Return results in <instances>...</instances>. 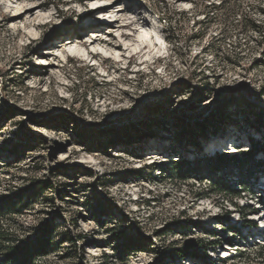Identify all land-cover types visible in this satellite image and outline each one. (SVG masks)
Instances as JSON below:
<instances>
[{"label":"rangeland","instance_id":"1","mask_svg":"<svg viewBox=\"0 0 264 264\" xmlns=\"http://www.w3.org/2000/svg\"><path fill=\"white\" fill-rule=\"evenodd\" d=\"M263 38L264 0H0V202L51 232L36 264H264V177L216 165L264 147Z\"/></svg>","mask_w":264,"mask_h":264},{"label":"trees","instance_id":"2","mask_svg":"<svg viewBox=\"0 0 264 264\" xmlns=\"http://www.w3.org/2000/svg\"><path fill=\"white\" fill-rule=\"evenodd\" d=\"M260 93L261 95L264 94V88H262ZM107 136L108 135H103L102 137L103 139H105L107 138ZM249 140L250 147L248 150L241 151L236 154L223 153L216 155V165L221 166L222 164H224V166H226L228 164L229 166H231V168L237 169L238 173L236 174L238 179L240 177L242 178V175L239 176V172H242L246 169L249 171L252 170V173L249 174L250 177H252L254 173L258 171L260 175L264 177V147L257 145L256 142L252 139ZM259 153L263 154V158L261 160L256 159ZM174 165L181 166V162H175ZM157 168H160V166H157ZM136 173L137 172H134L133 175L137 176ZM245 187L246 186L242 185V183L239 189L233 187L232 185L221 187L218 184H214L215 192L219 195L226 196V199L235 207L238 206L232 203V200L240 198V195L246 191ZM24 207L25 205H23L21 201L18 203H15V201L13 200L8 201L6 203L0 202V264H36L38 258L47 256L52 252L51 250H53L50 240L51 232H49V230L42 229L41 234L36 238H21L18 235L16 229H12L13 225L11 223V217L14 214L20 213ZM243 210L244 208H239V211L241 212V215L244 218L245 213L242 212ZM246 224L253 225L250 222ZM231 228L233 230L232 233H240L235 227ZM115 234H117L114 235V237H116L117 239V247L112 248V251L117 254V256L120 254H126L125 256H130V254L128 253V251L126 252V250L132 248L131 246L134 245V239L130 238V240H126V235L123 234L122 231ZM124 240H126V245L124 246V250H120V246L118 244L122 243ZM186 248H188L191 252L190 256L192 258H198L199 253L205 254L207 247L206 244L202 241L189 242L185 245L184 249L174 250L173 255L179 257L181 261L188 260V256H186L185 254V251H188ZM259 249L260 254L258 255V258H264L262 252V249H264V247H260ZM202 261L205 262V260Z\"/></svg>","mask_w":264,"mask_h":264},{"label":"bare ground","instance_id":"3","mask_svg":"<svg viewBox=\"0 0 264 264\" xmlns=\"http://www.w3.org/2000/svg\"><path fill=\"white\" fill-rule=\"evenodd\" d=\"M67 42H69V41H65V42H63V43H67ZM71 42H69V44H70ZM105 45H106V43H105ZM72 54V53H71ZM89 54H92V53H89ZM96 56H97V54H95Z\"/></svg>","mask_w":264,"mask_h":264}]
</instances>
